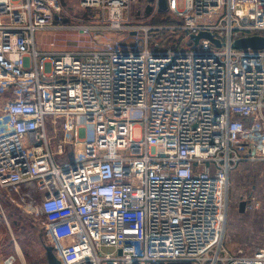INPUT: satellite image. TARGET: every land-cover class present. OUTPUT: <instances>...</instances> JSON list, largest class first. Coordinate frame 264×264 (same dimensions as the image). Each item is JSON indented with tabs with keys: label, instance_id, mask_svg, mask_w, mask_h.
I'll return each instance as SVG.
<instances>
[{
	"label": "built area",
	"instance_id": "obj_1",
	"mask_svg": "<svg viewBox=\"0 0 264 264\" xmlns=\"http://www.w3.org/2000/svg\"><path fill=\"white\" fill-rule=\"evenodd\" d=\"M79 2L143 42L41 50L63 0H0V188L40 202L60 264H264L224 244L230 175L264 161V48L232 45L264 35V0H167L178 22L139 25L135 0Z\"/></svg>",
	"mask_w": 264,
	"mask_h": 264
},
{
	"label": "rangeland",
	"instance_id": "obj_2",
	"mask_svg": "<svg viewBox=\"0 0 264 264\" xmlns=\"http://www.w3.org/2000/svg\"><path fill=\"white\" fill-rule=\"evenodd\" d=\"M63 1V19L55 22V28L36 33L39 49L89 50L119 40L125 46L143 42L142 30L126 34L108 29L106 26H109V23L104 20L105 17L99 10L84 8L79 0ZM148 2L135 0L130 18L133 25L142 22L158 24L154 23L156 17L161 20L169 18L167 11L159 10L156 16L150 17L153 8H148ZM169 39L176 43L175 39ZM170 40L167 43L171 42ZM8 98V95H4L3 99H0V110H3ZM134 134L139 137L140 128L136 127ZM71 156L72 152H68V157ZM230 177L229 212L224 244L233 251H252L264 246V161H243L232 171ZM13 198L15 201H12L5 190L0 189V217L9 220V227L1 226L0 234L6 237L9 251L18 252L20 259L17 264H46L44 258L36 253L37 244L41 248L40 244L45 236V216L38 211L40 202L31 200L33 211L29 212L25 202L18 201L17 196ZM242 201H246L244 210L240 209Z\"/></svg>",
	"mask_w": 264,
	"mask_h": 264
},
{
	"label": "water",
	"instance_id": "obj_3",
	"mask_svg": "<svg viewBox=\"0 0 264 264\" xmlns=\"http://www.w3.org/2000/svg\"><path fill=\"white\" fill-rule=\"evenodd\" d=\"M158 4H159V9L161 11L167 10V0H158ZM55 18L59 19V16L56 15ZM190 38L194 42V44L199 43L201 38H207V39H210L217 46L222 45L221 41L217 39L213 33L207 32V31L200 32L199 34H192L190 35ZM232 45L233 47L237 49H244V50L248 48L255 49V50L262 49L264 48V35L254 34V35L242 36L234 40ZM245 204H246V201L241 202L240 204L241 210H244ZM46 251H47L49 264H60V260L55 255L53 246L51 245L46 246ZM121 252L122 251L120 250L119 253L121 254Z\"/></svg>",
	"mask_w": 264,
	"mask_h": 264
},
{
	"label": "crops",
	"instance_id": "obj_4",
	"mask_svg": "<svg viewBox=\"0 0 264 264\" xmlns=\"http://www.w3.org/2000/svg\"><path fill=\"white\" fill-rule=\"evenodd\" d=\"M148 1H149L148 2V8L150 10H151V8H153L152 9V12H151V15L156 16L158 14L157 7L154 5V2L153 1H151V0H148ZM165 11H167V10H165ZM146 13H148V11ZM0 205H1V203H0ZM3 225L6 228L9 227V220H8V218L5 219V218H1L0 217V227L3 226ZM41 244H40L41 248L37 244V248H36L37 249V252L36 253H37V255H39V257H43L44 258L43 261L46 264H49L48 256H47V251H46V246H48L50 243L47 240L46 234H45L43 240L41 241ZM9 254L10 255L14 254V255L17 256V260H16V263H15V264H17L18 261H19V259H20V256H19L18 252H14V251L11 252V251H9L6 237H4V235L0 234V264H6L5 259L9 256ZM55 255H56V253H55Z\"/></svg>",
	"mask_w": 264,
	"mask_h": 264
},
{
	"label": "trees",
	"instance_id": "obj_5",
	"mask_svg": "<svg viewBox=\"0 0 264 264\" xmlns=\"http://www.w3.org/2000/svg\"><path fill=\"white\" fill-rule=\"evenodd\" d=\"M157 10H159L160 12H165V11H161L160 9H157ZM167 17H169V18H166L163 20H161L159 17H156L154 19V23H158V24L161 23L162 24V23L178 22V21H175L173 19H170L171 16H167ZM173 38L175 39V36ZM70 147H71V145H68V152H70ZM68 152L63 158H61V160L68 159ZM0 189L3 190L2 188H0Z\"/></svg>",
	"mask_w": 264,
	"mask_h": 264
},
{
	"label": "bare ground",
	"instance_id": "obj_6",
	"mask_svg": "<svg viewBox=\"0 0 264 264\" xmlns=\"http://www.w3.org/2000/svg\"><path fill=\"white\" fill-rule=\"evenodd\" d=\"M156 2H157V4H158V0H155ZM88 9H90V8H88ZM158 9H159V4H158ZM167 10H168V6H167ZM163 11H165V10H163ZM56 15H58V14H56ZM55 15V16H56ZM59 16V15H58ZM63 19V18H62ZM62 19H60V17H59V19H56L55 18V21H59V20H62ZM191 39V38H190ZM192 41V40H191ZM193 42V41H192ZM194 43V42H193Z\"/></svg>",
	"mask_w": 264,
	"mask_h": 264
}]
</instances>
